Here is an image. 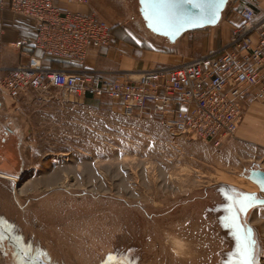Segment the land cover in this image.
I'll list each match as a JSON object with an SVG mask.
<instances>
[{
  "label": "rangeland",
  "instance_id": "rangeland-1",
  "mask_svg": "<svg viewBox=\"0 0 264 264\" xmlns=\"http://www.w3.org/2000/svg\"><path fill=\"white\" fill-rule=\"evenodd\" d=\"M97 1L116 18L130 3ZM137 20L139 29L120 24L142 46L172 56L167 64L207 52L216 44L212 36L221 46L222 26L189 32L173 46ZM18 100L26 171L17 175L22 159L13 138V147H0V169L12 174L0 173L17 177L16 194L4 195L0 205L27 243L0 240V264H103L105 252L126 264H212L202 252L215 241H200L193 260V251L181 249L186 242L177 239L184 234L176 227L190 218L189 202L221 182L259 191L252 181L255 189L244 187L241 173L253 162L264 166V149L235 142L215 148L173 136L156 119L126 117L110 103L78 102L57 89L28 91ZM5 181L0 184L11 187ZM251 220L264 249V207ZM4 224L1 233L8 229Z\"/></svg>",
  "mask_w": 264,
  "mask_h": 264
},
{
  "label": "built area",
  "instance_id": "built-area-1",
  "mask_svg": "<svg viewBox=\"0 0 264 264\" xmlns=\"http://www.w3.org/2000/svg\"><path fill=\"white\" fill-rule=\"evenodd\" d=\"M91 0H1L30 19L33 39L12 44L32 52L28 64L10 69L0 83L14 99L28 91H62L78 102L110 103L121 115L156 119L173 136L200 140L215 148L237 136L248 109L264 104V15L251 0L229 16V38L203 56L133 71L73 70L42 64L34 54L83 64L93 50L114 46L113 25ZM234 2L232 0L230 3ZM226 19V18H225Z\"/></svg>",
  "mask_w": 264,
  "mask_h": 264
},
{
  "label": "crops",
  "instance_id": "crops-1",
  "mask_svg": "<svg viewBox=\"0 0 264 264\" xmlns=\"http://www.w3.org/2000/svg\"><path fill=\"white\" fill-rule=\"evenodd\" d=\"M255 3L254 7L259 16L264 15V0H251ZM250 3L249 0H234L230 9L227 13L226 20L222 25V45L225 41L229 38L230 32V25H229V16L232 14L234 10L239 8L240 6ZM79 8L80 10L86 11L91 9H96L98 12L102 14V16L111 21L112 19H118V22H113V35L114 38H118L116 40L115 45L110 49L104 50H93L91 51L88 59L84 61L83 64L78 62H70L67 63L66 60H53L47 58L42 51H36L38 57H41L42 64L47 67L51 68H58L60 64H63L64 68L73 69V70H96V71H118V70H125V71H133L135 74L139 72L157 67L161 64L170 63L172 60V56L166 54L158 49L153 48H146L142 46L140 39H136V37H132V34L127 32V29H124V24H120L123 21L129 25L131 28L137 29L140 25L138 23L137 18H139V22H143L142 18L140 17V4L139 0H136L135 4L128 2V7H125V12H120L118 17H111L110 12H108L104 7L100 6V3L97 0H91L90 4L87 6H79L75 7ZM132 10V11H131ZM136 10L135 15H130V13ZM111 19V20H110ZM112 23V22H110ZM145 26V25H144ZM143 28V27H142ZM139 29V28H138ZM133 32V31H132ZM36 35V29L32 23V21L26 17L15 15L9 8L7 4H3L0 0V83L5 74L20 64H28L30 56L32 52L28 51H20L13 46V42L19 39H33ZM131 36V37H130ZM211 42L215 43V47L210 48L216 49L219 46L218 40L211 37ZM209 51V50H208ZM206 52L199 56H203ZM194 57V56H193ZM198 57V56H195ZM18 99L12 98L6 90L0 91V111L7 116L8 120L5 121L6 126H12V123L22 124V119L19 117V111L17 106L19 104ZM84 102H93L91 100H85ZM6 119V118H5ZM3 125V122L0 121V126ZM234 144H246L252 145L254 147H258L264 149V104L262 105H254L248 109L246 112L240 128L238 130L236 138L232 141ZM231 142V143H232ZM11 142L6 144H2L0 142V147L6 146ZM0 171L5 172L7 174H12L10 170L0 169ZM14 177L13 175H10ZM6 180L11 187L4 188L3 184H0V200L4 199V195L6 194H16L14 191V181L10 179L9 176L2 177L0 176V180ZM5 181V182H6ZM6 192V193H4ZM9 192V193H8ZM14 193V194H13ZM15 198V196H14ZM17 203V202H16ZM12 206V204H9ZM19 205V204H18ZM0 205V223L8 226V229H5L3 233L4 239L1 242H8L14 241L15 239L20 238V243L23 245L25 239H22L19 232H18V225L12 223L10 219L1 211L3 208ZM27 246H30L28 242ZM30 249V248H29ZM31 250V249H30ZM48 263L50 259L48 258V253L44 254Z\"/></svg>",
  "mask_w": 264,
  "mask_h": 264
},
{
  "label": "water",
  "instance_id": "water-1",
  "mask_svg": "<svg viewBox=\"0 0 264 264\" xmlns=\"http://www.w3.org/2000/svg\"><path fill=\"white\" fill-rule=\"evenodd\" d=\"M230 2H231L230 0H223V3H220V0H216V3L219 4V10L215 16L214 22H208L207 20H200V19H194L192 22H188L183 18H177L171 27H162L160 25L155 24L149 18L148 15L149 10L146 8L145 0H139V4H140L139 15L144 21L147 29H149L154 35L165 39L166 41L169 42V44L174 46L177 45L180 42L181 38L189 32L203 30L209 27L218 28L222 26V24L225 21L224 16L228 10V6ZM176 3L179 4L180 6L179 11L181 13L194 18L200 16V10L193 7L192 4L187 2V0H176ZM241 176L245 180H250L254 182L256 186L259 188V191L252 192L240 188L236 185L223 183V182L218 183L217 185L211 188L202 189L200 190L199 195L196 198H194V201L192 200L191 202H189V204H191L189 206V210L193 212V214L195 215L194 218L196 220H201L203 222L210 221L211 224L212 221L213 222L216 221L221 226H225L224 218L229 215L227 211V208L230 204V201L227 199L228 196H232L236 193H240V194L251 193V194H255V196L258 198L259 201H264V190H262L260 185L257 183V179L264 180V166H262L260 163L253 162L250 165V167L245 168L242 171ZM258 207H264V204L257 203L252 208H250L246 213L241 214L242 216L241 222L246 226L251 227L254 230L256 236H257V232L254 229L253 225L250 223L249 218L251 212ZM225 229L228 231L229 235H231L232 239L235 241L234 236L232 234V229L228 227H225ZM105 253H104L105 257L103 255L104 257V260L102 261L103 264L107 259V257L110 254H112L111 252L109 253L107 252L106 254ZM228 260L234 261V257L232 256L228 257ZM216 261H214V264H216ZM226 261L227 260H225V262ZM261 261H262V257H260V253H258L256 258V264H261ZM202 262H193L192 260L188 261L189 264H204Z\"/></svg>",
  "mask_w": 264,
  "mask_h": 264
},
{
  "label": "snow or ice",
  "instance_id": "snow-or-ice-1",
  "mask_svg": "<svg viewBox=\"0 0 264 264\" xmlns=\"http://www.w3.org/2000/svg\"><path fill=\"white\" fill-rule=\"evenodd\" d=\"M187 2L200 10L199 17L194 18L181 13L176 0H145L146 8L149 10V18L162 27H171L177 18H183L188 22H192L194 19L214 22L219 10V4L216 3V0H195V2L194 0H187ZM220 3H223V0H220ZM257 183L264 190V180L257 179ZM227 199L230 201L227 208L229 215L224 218V225L232 229L235 239V249L230 254L234 257V261L230 260L229 264H256L257 254L264 255V249H261L254 230L241 222V214L246 213L257 203L264 204V201H259L255 194L251 193H236L228 196ZM3 239V235L0 234V240ZM16 243L20 246L19 240ZM21 253L26 255L27 250L21 247ZM114 261L116 264H126V260L116 254H110L104 264H113Z\"/></svg>",
  "mask_w": 264,
  "mask_h": 264
},
{
  "label": "flooded vegetation",
  "instance_id": "flooded-vegetation-1",
  "mask_svg": "<svg viewBox=\"0 0 264 264\" xmlns=\"http://www.w3.org/2000/svg\"><path fill=\"white\" fill-rule=\"evenodd\" d=\"M130 3L135 4L136 0H129ZM129 3V4H130ZM6 118V119H5ZM7 116H4V114L0 111V121L3 122V125L0 126V142L2 144H6L8 142V145H6V148L13 147L12 142L14 143L13 138L15 139V145H16V153L19 155V157L22 159L21 165L18 168L17 175L22 176L25 174L26 168H25V160H24V153L22 152L23 146H24V135H23V126L20 124L12 123V126H6L4 123L7 121ZM260 208V207H258ZM256 209V208H255ZM254 209V210H255ZM250 214V223L254 224L251 220L253 216V212ZM195 215L193 212L190 213L189 219H184L181 221V225L177 226L176 233L180 234L183 233L182 238H177L180 241L186 242V244L182 243L181 249H184L186 251H193L194 258L197 257L198 254V247L201 244L200 241H207L208 243L214 242L212 244L211 249L210 246L208 248H204L203 257L205 259H212V264H214V261H216V264H224L225 260H228V257H231V253L235 249V241L232 239V236L229 235L228 231L225 229V226H221L216 221H212V224L210 221L203 222L201 220H196ZM254 229L257 232V229L254 227ZM187 231V232H186ZM186 236V238H185ZM257 238L259 240V245L262 249V244L260 242V238L258 236L257 232ZM199 241V242H196ZM204 243V242H203ZM203 245V244H201ZM203 248V246H202ZM203 251V249H202ZM100 252V251H99ZM97 252L96 254H98ZM205 254V255H204ZM260 257H262V254H260Z\"/></svg>",
  "mask_w": 264,
  "mask_h": 264
},
{
  "label": "bare ground",
  "instance_id": "bare-ground-1",
  "mask_svg": "<svg viewBox=\"0 0 264 264\" xmlns=\"http://www.w3.org/2000/svg\"><path fill=\"white\" fill-rule=\"evenodd\" d=\"M0 176H2V177L9 176L10 179H12L13 181L17 180V177H15V176L12 177L10 175H6V174H3V173L2 174L0 173ZM243 186L246 187V188L255 189V185L249 180H246Z\"/></svg>",
  "mask_w": 264,
  "mask_h": 264
}]
</instances>
